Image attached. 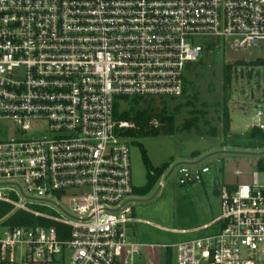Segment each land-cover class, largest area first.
<instances>
[{
  "label": "built area",
  "instance_id": "1",
  "mask_svg": "<svg viewBox=\"0 0 264 264\" xmlns=\"http://www.w3.org/2000/svg\"><path fill=\"white\" fill-rule=\"evenodd\" d=\"M200 37L229 39L235 51L257 47L264 0H0V120L26 134L47 125L42 137L0 142V203L13 208L0 220V264H135L148 249L163 259L175 250L177 264H264L258 173L223 189L222 215L204 226L219 224L218 233L167 247L129 232L140 223L126 202L135 187L121 130L131 125L116 105L183 97ZM252 127L264 131L263 111ZM209 172L182 165L180 182ZM81 188L89 193L72 199L66 218L28 206ZM20 194L24 201L13 199ZM18 212L40 223L9 225Z\"/></svg>",
  "mask_w": 264,
  "mask_h": 264
},
{
  "label": "rangeland",
  "instance_id": "2",
  "mask_svg": "<svg viewBox=\"0 0 264 264\" xmlns=\"http://www.w3.org/2000/svg\"><path fill=\"white\" fill-rule=\"evenodd\" d=\"M196 42L204 51L198 62L187 67L183 97L166 99L174 123L163 129L165 125L153 120L151 126L160 130L159 136L126 139L135 188H143L148 183L141 147L147 151L154 167L172 163L149 194H134L126 199V202L131 201L132 217L140 221L129 225L132 239L148 246L172 247L218 233L219 224L208 230H204V226L222 215L223 189L252 184L254 173L259 174L264 184V147L251 148L245 144L235 147L233 144L237 136L243 137L253 128L257 112H264V67L249 64L264 58V41L257 47L239 51L233 49L229 39L200 37ZM228 65L233 67L230 75L225 71ZM227 76H230V85L226 89ZM163 101L155 100L154 107L162 109ZM129 102H119V112L127 110ZM225 108L231 117L229 135L224 133ZM45 127L47 125H34L32 132L26 134L15 121L1 119L0 142L39 138L45 135ZM182 165L208 167L210 172L200 183L182 185L179 173ZM87 193L88 189L81 188L55 194L50 199L55 205L27 202L33 204H28L29 207L48 216L66 218L72 213V199ZM13 199L24 201L22 194L13 195ZM162 254L159 250H145L135 264H164ZM169 264H177L175 250H172Z\"/></svg>",
  "mask_w": 264,
  "mask_h": 264
},
{
  "label": "trees",
  "instance_id": "3",
  "mask_svg": "<svg viewBox=\"0 0 264 264\" xmlns=\"http://www.w3.org/2000/svg\"><path fill=\"white\" fill-rule=\"evenodd\" d=\"M237 64H244V62H237ZM252 66L264 67V58H259L254 62L249 63ZM232 65L226 66V73L230 75ZM225 81V88L230 85V76H227ZM185 93V90H184ZM175 100V99H171ZM129 102V108L123 112H119V107L116 105V117L121 122L131 123L133 128H125L121 130V136L124 139H133L138 136H159L160 130L151 126L153 120H158L164 126L174 123V117L169 112L167 105L168 100H164V107L162 109H156L154 107L155 100H145L142 98H135L132 100L126 99ZM162 130V129H161ZM224 133L229 135L231 133V117L227 108L224 113ZM235 147H241L242 145L250 146L251 148H263L264 147V131L258 128H252L247 135L243 137L237 136L234 141ZM142 148V155L145 167L147 169L148 183L143 188H134V194L145 196L149 194L165 173L170 169L172 163L166 162L160 167H154L149 159L147 151ZM234 189V188H231ZM13 211L11 206L0 203V220ZM39 220L33 218V216L25 213H15L8 221L9 225H37ZM172 256V249H169L165 256L164 264H169L170 257Z\"/></svg>",
  "mask_w": 264,
  "mask_h": 264
},
{
  "label": "water",
  "instance_id": "4",
  "mask_svg": "<svg viewBox=\"0 0 264 264\" xmlns=\"http://www.w3.org/2000/svg\"><path fill=\"white\" fill-rule=\"evenodd\" d=\"M178 167H179V165H178V166H176V167H174L172 171L176 170Z\"/></svg>",
  "mask_w": 264,
  "mask_h": 264
}]
</instances>
